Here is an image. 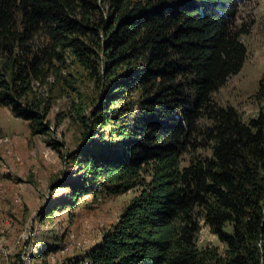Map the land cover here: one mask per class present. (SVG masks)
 Instances as JSON below:
<instances>
[{
	"label": "trees",
	"instance_id": "trees-1",
	"mask_svg": "<svg viewBox=\"0 0 264 264\" xmlns=\"http://www.w3.org/2000/svg\"><path fill=\"white\" fill-rule=\"evenodd\" d=\"M243 1L0 0V105L45 133L34 84L77 64L108 129L90 130L72 198L138 189L67 264H264V112L213 100L247 58ZM200 222L221 247L197 245Z\"/></svg>",
	"mask_w": 264,
	"mask_h": 264
},
{
	"label": "rangeland",
	"instance_id": "rangeland-1",
	"mask_svg": "<svg viewBox=\"0 0 264 264\" xmlns=\"http://www.w3.org/2000/svg\"><path fill=\"white\" fill-rule=\"evenodd\" d=\"M237 11V23L249 27L242 36L247 58L213 100L234 107L246 121L264 112V101L256 98L264 78V0H245ZM67 65L59 79L50 76L33 87L51 103L45 133L33 132L27 120L0 105V264H67L98 243L138 193L101 190L73 200L68 185L85 173L80 161L93 146L86 143L94 139L90 130L108 126H94L102 87L77 64ZM196 240L199 247L222 246L203 222Z\"/></svg>",
	"mask_w": 264,
	"mask_h": 264
}]
</instances>
